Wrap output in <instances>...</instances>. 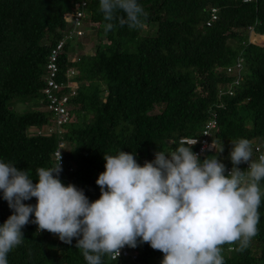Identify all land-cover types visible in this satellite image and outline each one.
Returning <instances> with one entry per match:
<instances>
[{
  "label": "trees",
  "instance_id": "1",
  "mask_svg": "<svg viewBox=\"0 0 264 264\" xmlns=\"http://www.w3.org/2000/svg\"><path fill=\"white\" fill-rule=\"evenodd\" d=\"M137 2L146 13L141 28L112 21L105 31L109 21L100 0H0V161L38 183L37 169L57 164L54 151L63 141L59 179L94 202L101 195L96 181L105 171L104 154L134 153L143 166L158 151H175L181 138L201 137L213 116L216 156L226 168L233 167L231 141L240 138L252 142V158L258 159L257 141L264 144V0ZM79 9L86 12L82 27L90 24L99 38L92 53L77 48L89 34L85 28L81 36L74 32ZM69 34L57 59V80L78 85L69 97L70 120L56 126L57 114L43 92L46 65ZM239 59L240 71L234 68ZM68 68L75 69L70 78ZM28 104L36 107L19 109ZM198 148L194 144L193 152ZM239 167L247 170L245 163ZM260 188L264 192V180ZM258 211L250 247L241 252L238 244L223 245L225 264H264V196ZM12 214L0 190V225ZM22 231L23 242L8 253V264H87L76 238L66 244L31 222ZM129 249L137 259L105 255L102 264H162L164 254L140 239Z\"/></svg>",
  "mask_w": 264,
  "mask_h": 264
},
{
  "label": "clouds",
  "instance_id": "2",
  "mask_svg": "<svg viewBox=\"0 0 264 264\" xmlns=\"http://www.w3.org/2000/svg\"><path fill=\"white\" fill-rule=\"evenodd\" d=\"M99 7L109 21L105 31L114 27L112 21L134 29L146 19L137 0H100ZM196 138L200 146L202 136ZM213 138L216 150L209 152L217 151ZM231 143L230 172L216 155L201 161L194 144L183 141L175 151L156 152L143 166L134 153L104 154L105 171L96 181L101 195L94 202L59 179L61 156L56 165L37 169L38 183L15 164L0 161V190L13 209L0 225V264H8V253L23 242L29 222L66 244L76 238L87 264H102L105 255L116 259L125 246L137 247L138 239L164 254L162 264H225L223 245L238 244L242 252L258 234L264 196V154L254 160L247 138ZM242 163L247 170L240 169ZM33 197L35 205L24 203Z\"/></svg>",
  "mask_w": 264,
  "mask_h": 264
},
{
  "label": "built area",
  "instance_id": "3",
  "mask_svg": "<svg viewBox=\"0 0 264 264\" xmlns=\"http://www.w3.org/2000/svg\"><path fill=\"white\" fill-rule=\"evenodd\" d=\"M215 11V10H214ZM86 15L85 10L79 9L75 12L74 15V20H75V27H74V32L78 35L81 36L84 34V28L82 27V21L81 18ZM216 15H213V18H215ZM71 34L66 35L64 39H61L56 46L52 49L48 63H47V74H46V85L43 88V92L46 93L47 98L50 100L48 104V108L51 110H54L57 114L56 117V123L54 124L56 126H61L64 123L68 122L71 118L70 116V105H69V97L71 94L76 92L77 89V82L75 81H61L59 82L57 80V74L59 72V67L57 63V59L59 54L62 52L66 38H70ZM72 39V38H71ZM73 61L76 60V57H73ZM243 61L241 59L238 60L237 65L234 67L237 70H241L243 66ZM233 67H229L228 71H232ZM75 69L74 68H68L67 69V75L68 77H72L74 74ZM56 92H59L57 94ZM218 121L216 116L211 117L204 126L203 129V135L200 140V146L198 150L194 151L198 156L204 155L205 153L209 151H215L216 150V143L214 142V131L217 128ZM181 141L187 144H194L199 141L198 138L196 137H183L181 138ZM214 142V147L212 146ZM65 145L63 141L60 142L59 148L54 151V157L55 159L59 162V157L61 156V166L64 164V158H63V152H62V147ZM255 152L257 153V158L261 155L264 154L262 151V147L259 144H256L255 146ZM57 162V163H58ZM246 167L248 169L249 165L247 163ZM227 172H230L232 167L228 166ZM232 247V246H231ZM132 257L133 259H137V254L132 253L131 250L129 249L128 246H125L123 249H121V254L118 258H128ZM117 259V258H116ZM140 264H160L159 262H152V263H146V262H141Z\"/></svg>",
  "mask_w": 264,
  "mask_h": 264
},
{
  "label": "rangeland",
  "instance_id": "4",
  "mask_svg": "<svg viewBox=\"0 0 264 264\" xmlns=\"http://www.w3.org/2000/svg\"><path fill=\"white\" fill-rule=\"evenodd\" d=\"M85 30L89 31V34H87L85 37L79 39V44L80 46H77L78 51H86V52H93L95 50V46L97 45V43H99V38L96 36L95 30L92 29L90 24H85ZM35 108L36 106L34 105H29L28 106H19V109H25V108ZM258 143H260L261 147L264 149V144L261 143V141H257ZM253 146V145H252ZM209 154L211 156L213 155H217L216 152H209Z\"/></svg>",
  "mask_w": 264,
  "mask_h": 264
}]
</instances>
